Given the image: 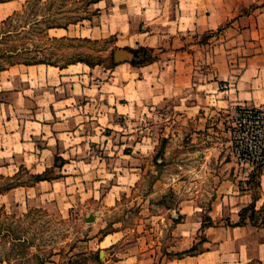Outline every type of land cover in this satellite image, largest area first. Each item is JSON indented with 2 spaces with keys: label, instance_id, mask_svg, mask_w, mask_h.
Returning <instances> with one entry per match:
<instances>
[{
  "label": "rangeland",
  "instance_id": "374dc122",
  "mask_svg": "<svg viewBox=\"0 0 264 264\" xmlns=\"http://www.w3.org/2000/svg\"><path fill=\"white\" fill-rule=\"evenodd\" d=\"M87 1L19 0L0 20V70L71 66L61 95L79 97L70 110L85 119L60 151L0 152L2 261L163 264L205 248L204 231L175 234L180 217L219 228L212 246L237 223L264 226V164L242 169L231 137L235 108L255 105L233 99L228 65L244 46L229 38L251 30L264 0ZM37 174L50 184L33 188Z\"/></svg>",
  "mask_w": 264,
  "mask_h": 264
},
{
  "label": "crops",
  "instance_id": "0c3cea01",
  "mask_svg": "<svg viewBox=\"0 0 264 264\" xmlns=\"http://www.w3.org/2000/svg\"><path fill=\"white\" fill-rule=\"evenodd\" d=\"M21 6L22 3L19 0L1 2L0 20L8 17ZM256 17L257 19L253 15L249 17V19L251 18V30L243 31V33L229 38L241 41L244 46L240 48L239 55H235L228 65L230 71L237 74V76H233L234 82L231 88V92L235 93L233 99L247 104L264 105V11L258 13ZM249 19L245 21L248 22ZM71 68V66L61 68L39 63L15 64L0 70V152L8 150L35 153L45 150L60 151L64 138L73 140L82 132L78 129L85 126L82 124L84 123L82 121L85 120L84 115L80 111L70 110L71 106L82 107L77 101L79 97L68 98L69 94L61 95L62 87L67 90L69 86L68 80H76L75 75L68 76ZM76 72L73 71L75 74ZM80 76L85 77L86 75ZM58 84L59 86H57ZM49 92L54 94L46 98V94ZM16 103L20 104L21 109L18 108V110L21 113L19 114L14 113V109L17 108ZM9 108H12L13 114L9 113ZM7 139L11 143L9 149L7 143L4 142ZM72 144L64 149L73 150V148L70 149ZM12 157L14 162V155ZM5 165L11 166V163L6 161ZM31 166L36 167L38 163ZM259 182L261 192L256 204L257 208H262L264 206V166L259 173ZM46 183L50 184L48 180H44L38 182L33 188ZM14 189L16 188L7 192ZM234 198L246 201L249 194ZM245 206L246 204L240 205L237 209L238 212L236 211L237 214L230 215L239 217V211ZM210 216L213 220L216 219L211 213ZM191 220L190 215L183 218V222L177 224L174 232L180 238L186 239L187 235L204 231L207 234V239L203 242L204 250L193 255L168 259L163 264H251L253 261L264 264V226L257 227L248 222L234 225L230 231L231 236L226 234L212 246L211 240L217 239L219 228L210 225L203 229L201 216L200 222L195 229H192ZM108 236L109 233L105 235L104 239ZM195 243L197 242H193L192 246ZM135 261L138 264H150L141 259ZM0 264L8 263L0 260Z\"/></svg>",
  "mask_w": 264,
  "mask_h": 264
},
{
  "label": "built area",
  "instance_id": "2783aa9c",
  "mask_svg": "<svg viewBox=\"0 0 264 264\" xmlns=\"http://www.w3.org/2000/svg\"><path fill=\"white\" fill-rule=\"evenodd\" d=\"M233 151L244 170L264 164V106H239L231 130Z\"/></svg>",
  "mask_w": 264,
  "mask_h": 264
},
{
  "label": "trees",
  "instance_id": "16d2710c",
  "mask_svg": "<svg viewBox=\"0 0 264 264\" xmlns=\"http://www.w3.org/2000/svg\"><path fill=\"white\" fill-rule=\"evenodd\" d=\"M6 1H10V0H0V3L1 2H6ZM86 1V0H85ZM101 0H88L86 3H87V5H90V4H93V3H98V2H100ZM87 17H81L80 19H77V20H70V21H68L67 23H65L64 25H61V24H59V25H49L48 26V28L50 29V28H52V27H64V28H67V26L70 24V23H77L78 21H81V20H84V19H86ZM58 24V23H57ZM36 181H41V180H45V179H48V178H46V177H44V176H42L41 174L39 175V174H37L36 176ZM19 185V184H18ZM17 185H10L9 187H7V188H5L3 191H8V190H10V189H12V188H14V187H16ZM0 209H2V208H0ZM3 210V209H2ZM182 217H180L179 219H175V221L177 222V223H179V222H181V219ZM210 225H212V223L211 222H208V219H206V218H204V221H203V224H202V228L204 229L205 227H207V226H210ZM236 225H240L239 223H237ZM19 240H21V238H19ZM206 239L204 238V239H202V241L201 242H204ZM197 248V245L195 244V245H193L192 246V248L191 249H189V250H187V251H185V252H183L182 254L183 255H193V254H195V252H194V249H196ZM0 260H3L1 257H0Z\"/></svg>",
  "mask_w": 264,
  "mask_h": 264
},
{
  "label": "water",
  "instance_id": "95a60500",
  "mask_svg": "<svg viewBox=\"0 0 264 264\" xmlns=\"http://www.w3.org/2000/svg\"><path fill=\"white\" fill-rule=\"evenodd\" d=\"M116 54H117V59H118L121 56V52L117 51ZM94 219H95L94 217H90L88 218V221H93Z\"/></svg>",
  "mask_w": 264,
  "mask_h": 264
}]
</instances>
